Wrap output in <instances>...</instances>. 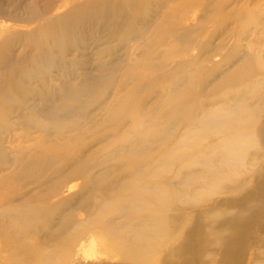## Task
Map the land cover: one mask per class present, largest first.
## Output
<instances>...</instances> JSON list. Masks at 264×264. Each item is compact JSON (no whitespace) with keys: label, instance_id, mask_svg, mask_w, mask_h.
<instances>
[{"label":"rangeland","instance_id":"374dc122","mask_svg":"<svg viewBox=\"0 0 264 264\" xmlns=\"http://www.w3.org/2000/svg\"><path fill=\"white\" fill-rule=\"evenodd\" d=\"M20 1L27 8L35 0ZM60 1L37 0L39 13ZM73 1L79 15L70 4L49 16L76 19L66 36L38 35L42 18L28 8L17 16L0 11L1 36L13 40L0 50L1 82L25 77L20 93L7 94L11 115L0 119V264H33L38 248L57 251L61 261L66 255L65 264H263L264 0ZM35 47L46 55L35 58ZM237 98L241 118L223 111ZM187 101L198 103L197 120H232L187 145L195 133L189 138L190 116L177 109ZM25 104L38 120L59 122L42 132L25 122ZM245 108L255 113L250 121ZM239 119L241 162L220 168L228 149L219 141L233 140ZM209 160L223 173L205 172ZM136 165L135 174L129 167ZM158 174L176 191L171 233L153 246L164 244L156 256L142 257L161 237L142 216L129 213L137 221L126 227L125 211L146 214V198L127 188ZM3 203L23 214L22 232ZM110 211L111 237L95 225Z\"/></svg>","mask_w":264,"mask_h":264},{"label":"bare ground","instance_id":"6f19581e","mask_svg":"<svg viewBox=\"0 0 264 264\" xmlns=\"http://www.w3.org/2000/svg\"><path fill=\"white\" fill-rule=\"evenodd\" d=\"M75 2L73 0L70 1V2H67V1L63 0V1H60L56 5L55 11L52 12V10H50V11L47 10V11L39 13V6H38L37 0L32 1L31 4L27 5V8L31 10V14H34V16H38V18H42V19H40L39 23L36 25V29L34 28V31L37 32L38 35H41V34L44 35V34L49 33V31H54V34H59V30H61L60 32L64 36H66L67 33L69 32V30L71 29L70 25H74L75 22H76V19H72V20L66 19V20H64L65 17H63V16H56V17H49V16H51L52 14L57 13L58 11H61L65 7V5H70V4L73 7L72 9L75 10L77 12V14L79 15V4H78V2H76V3ZM26 4H27V2H26ZM96 7H97V5H95V4L93 6L92 5L91 6H87V8H89L91 10H95V9L97 10L98 8H96ZM25 8L23 6V2H21L20 0H0V11L2 12V14L9 13L10 15L17 16L16 15L17 13L15 14V12H19V10H24L25 11ZM59 23H63V28H58V31H56L55 24H59ZM1 34L4 35V33L0 31V50L1 49L10 48L12 43H13V40L12 39H3L4 37L1 36ZM39 41L40 40L35 39V41H33V42H35L36 46L37 45L39 46ZM29 48H31V47H29ZM31 52L34 53L35 58L36 57H44L46 55V53L44 52V49H40V48H36V47L32 48ZM0 57H1V55H0ZM16 61H20V59H16ZM31 62L33 63V62H35V60H31ZM4 74L7 75L8 73L6 72ZM25 76H26V74H25ZM1 79L2 78H0V119H4V118L7 119L11 115V111H9L8 107L7 108L5 107L6 109H4V106L6 105L7 101H10L7 98V94H9L10 92H14L15 94L18 93V92L20 93L19 90H21L20 89L21 88V84H22L23 80H25V77L23 76V77H21V79H17V77H12L11 75H9L2 82H1ZM171 85H173V83H171ZM249 86H248V88H249ZM250 90H252V89H250ZM30 92H32V91H30ZM27 93H29L28 89H27ZM237 93H241V87H239L237 89ZM186 96H188V95H186ZM192 105H193V107H191L190 102L187 101L186 105H184V103L183 104L182 103H178V107H177V109H180L181 111H183V110L186 111V113L189 114V116H190V118H189V126L191 128H193V129H191V132L189 133V138H192V133H193L192 131L193 130H194V133H195V135L193 137L195 139L192 142H189L190 139L188 141H186L187 145H188V143H190V144L192 143V145H198V143H199L198 140L199 139L202 140V138H204L208 133L213 134L214 132H216L214 130V126H216L217 123H219V124L220 123H226L227 124V123H229L232 120L228 116H226V117H223V116L220 117L219 116V117L215 118V116L208 115V114L204 115V117L201 118V120L199 118L197 120L196 116H197V111L199 110L198 107H197L198 103L195 101V102L192 103ZM24 106H25L24 107L25 114H22V115H24V117H25V122H26V117H27L28 118V123L32 122L33 126H35V127L37 126L36 124H38L39 125L38 128H40L42 132L44 131V128H43L44 125L45 126L46 125H53L54 123H58L59 122L57 119H52V120L48 121L47 123H44V120H41V119L38 120L35 116H31L33 108L28 107L27 104H25ZM30 106H31V104H30ZM247 110H249V109H246V108L244 109V113L242 114V116H243L244 119L250 121L253 118L252 117L253 115H251V114L254 113V112L251 111L252 113L249 112L251 114H247ZM223 111H225L227 114H235V113H237V117L241 118V98H237L236 100L234 99V103L232 105L230 104L227 107H225ZM34 113L39 115L38 113H40V111L34 109ZM1 116H3L4 118L1 117ZM236 120H238V118H236ZM239 120H240V122L238 121V126L239 127H237V125H236L235 128H234L235 133H233V135H234L233 136V140L230 141V142L224 141V140H220L219 141V142H222V145H225L226 148L228 149V151L226 152L227 156L225 157V159L223 161L221 160V166H219L220 168L230 167L231 164H233L234 162H239V161L241 162V154L239 155V153H238L237 155H239V156L236 155V153H237L236 151H240L241 152V141L244 139V138L241 137V119H239ZM8 121H9V119H8ZM8 121H7V123H8ZM5 122H6V120H5ZM4 124H3V126H4ZM9 125H10L9 123H8V125H6V129H9V128L13 127V126H9ZM64 125L65 124H62V123L58 124V127H55L54 129L57 132L61 131L63 129L65 130ZM135 125L138 128L141 127L142 121L137 120ZM194 126H197V127L194 128ZM51 127H53V126L46 127L48 129L47 131H49L51 129ZM116 127H119V126H116ZM1 128H2V126H1ZM117 129H114V131L117 132ZM248 132H249V130H248ZM222 133H223V131H222ZM254 134H256V133H254ZM219 135L220 134H218L216 136H219ZM251 135H253V132H250L249 134H247L245 139L248 140L249 138L252 137ZM213 137H215V136H213ZM256 137H257V135H256ZM182 148H184V147H182ZM177 153L178 152H176V153L172 152V153H170L169 157L174 155V158H176ZM160 159H161V157L158 158V160H159L158 163L160 162ZM209 161H210L209 163H206V162L204 163L205 172L207 171V173H209V174H211L213 172L221 174V171H222V173H223V171H224L223 169L219 170L218 169L219 167L214 166V163L212 162L213 160H209ZM147 164L148 165L149 164L152 165L154 163H152L151 160H150V161L147 162ZM157 166L159 167V165H157ZM187 167H189V166H187ZM232 167H234V166H232ZM138 168L139 167L136 165V166H132V168L129 167V170H131V171L133 170L135 172V174H136L137 173L136 171H137ZM182 168L177 170V172H175V173H177L179 175V173H181V171H182ZM237 168L239 169L240 166L237 167ZM175 176H177V175H175ZM145 178L147 179V183H145L143 187H138V188H134L133 189L132 184H131V186H129V188H127V189L128 190H137V194H139V192H140L142 197L146 198V200L144 202V207L142 208V209L146 210L145 211L146 214L141 215V213H139L137 210L136 211L132 210V211H129V212L125 211L126 213L124 211L123 212L126 214V219L128 220V224L126 225V227L127 226L128 227L129 226H133L134 227L135 222L137 221L136 218L132 219V217L129 215V213H131V214H135L136 216H139L140 218L142 216L141 219L145 218L147 220V222L150 223L149 224L150 227L148 226V231L155 232V233H158V235H160L161 238L155 240L151 244V248L149 250V254L148 253L144 254V253L141 252L142 253L141 254L142 257H144V255H145V257H151L152 258V256L153 257L156 256L155 255L156 253H159L157 251H160V249L163 248L164 244L162 246H157L155 248V250H152L153 246L155 244L160 245V242H165L166 238H168L169 234L171 233L170 232L169 234H166V229H168V227L170 225V223L168 221V218H167V215L170 212V210L172 209V207L173 206L175 207V205L173 204V201L175 200V197H176V193H175L176 191L173 190L172 187L170 186L171 182L170 181L168 182L165 177H162L159 174L157 176H153L152 180H151L150 176H145ZM166 193H167V196H165ZM140 194H139V196H141ZM1 198H2L1 203H2V202H4V199H6V198H4V197H1ZM135 199L132 198V199H130L129 203L127 202L129 207L133 208V207H136L139 204V202L136 201ZM140 202H142V201H140ZM262 202L264 203V200L261 201L259 204H261ZM175 203H176V201H175ZM3 204H4V207L6 209L5 212L7 214H9V215H11L13 217H17L16 220H15V224H16V226L18 228V231L22 232L23 231V226L21 224V220H22V215L23 214H18L20 210H18L17 208L16 209L14 208L15 210H13V209H11V207H9L10 205H7L5 203H3ZM39 212L41 213V210L35 211V212H31L29 215H30V217L32 219H36V218L40 217L39 216ZM113 214L114 213L112 211H110L104 217L99 218L98 221L95 224L97 226H99V225L102 226L104 228V230H105V233L108 236H110V237L112 235V232H114L115 230H111V228L107 225V220L109 218H111L113 216ZM135 231H136V228H135ZM172 237H170V238H172ZM65 251L68 252V250H65ZM65 251H63V253ZM56 252L57 251H54L53 253L50 252V251L47 252L46 250H44L42 248L41 249L40 248L34 249L33 252H31L32 253L31 257H32V255H34L36 257L35 261L33 260V264H55V263L58 264L56 262L58 260V258H57L58 254L55 255ZM61 254H62V252H60L59 255H61ZM65 254H63V256ZM63 256H62V258H63ZM65 258H66V255L62 259V261L61 260H58V261H61L62 264H65ZM181 264H186V262L183 261V263H181Z\"/></svg>","mask_w":264,"mask_h":264}]
</instances>
